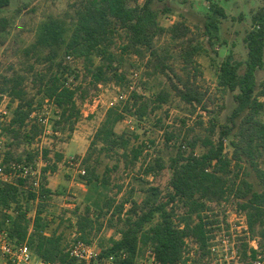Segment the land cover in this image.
<instances>
[{
	"label": "rangeland",
	"instance_id": "rangeland-1",
	"mask_svg": "<svg viewBox=\"0 0 264 264\" xmlns=\"http://www.w3.org/2000/svg\"><path fill=\"white\" fill-rule=\"evenodd\" d=\"M82 1L12 0L0 10V22L4 21L5 26L4 31L0 30V157L8 162H29L38 172L40 183L35 188L34 179L13 180L19 185L18 197L8 207L0 206V230L20 221L27 229L28 243L34 242L35 247L42 237L58 240L63 253L82 236L98 249L112 246L121 239L127 217L136 218L130 213L132 206L141 212L169 200L173 192V159L192 152L201 156L208 152L207 142L216 145L223 131L234 124L239 126L242 118L234 123L231 117L240 91L219 87V69L232 56L233 62L241 64L240 74L244 73L248 58L245 38L254 28V16L264 8V0L156 3L160 29L152 48H142L140 53L124 50L128 39L120 30L106 49L118 77L110 74L111 80L95 84L91 72L108 64L99 56V50L92 55L91 65L73 56L68 60L64 50H59L57 59L51 61L48 50L34 48L41 26L50 20L64 23L70 36ZM129 2L135 6L134 0ZM214 4L224 8L226 17L219 18L218 31L209 33L206 24ZM165 9L169 10L167 14ZM190 47L199 48L193 64L185 61ZM58 62L69 68L64 80L76 90L81 112L73 132L56 126L60 111L42 93L43 84L56 72ZM256 84L255 95L264 105V66L256 75ZM191 85L205 95L202 107L188 105L178 96L176 87ZM14 92L22 95L24 105L33 103L31 114L47 117V124L29 117L26 127L20 133L14 132L17 129L10 127L20 102L12 96ZM160 94L167 96L166 103L159 102ZM120 95L125 99L120 100ZM144 107L145 114L140 119L135 114ZM111 108L125 116L115 132L121 144L127 142V150L122 145L103 147L96 140ZM258 119L264 123V109ZM31 125L39 128L36 136L30 131ZM237 130L223 137L224 156L232 165L230 174L217 173L222 178V194L190 205L178 200L168 206L173 208L174 223L179 229L184 224L195 225L200 218L212 222L209 231L219 226L229 230L232 225L233 229L234 224L239 226L235 219L238 211L244 212L248 221L247 211L240 208L244 201L235 199L232 190L244 179L257 191L263 192L264 187L248 161L241 168L235 165L233 143ZM135 155H139L138 159ZM256 163L264 171V154ZM82 171L86 174L82 175ZM228 220L233 223L229 225ZM81 221L87 225L85 232L79 230ZM161 225L158 213L142 232L151 234ZM248 229L243 239L247 260L257 255L253 246L264 255V225Z\"/></svg>",
	"mask_w": 264,
	"mask_h": 264
},
{
	"label": "trees",
	"instance_id": "trees-1",
	"mask_svg": "<svg viewBox=\"0 0 264 264\" xmlns=\"http://www.w3.org/2000/svg\"><path fill=\"white\" fill-rule=\"evenodd\" d=\"M12 0H0V10L7 8ZM130 0H83L81 8L78 10V18L69 36L67 26L58 20L45 22L38 33L34 48L48 50L49 59L55 61L59 50H64L67 56L75 59H86L93 65L91 59L94 52L99 50V56L108 61L91 72L92 80L95 84L107 82L112 77H118L114 68L112 56L107 55V45L120 30L124 31L128 39L124 50L140 53L142 48L151 49L154 37L160 27L158 23L159 11L155 8L156 3H163L165 0H134L135 6H130ZM169 10H163L167 14ZM226 17V12L221 6L214 4L210 8L206 29L210 33L219 29V18ZM254 28L247 34L245 42L248 48V58L245 63L244 73L240 74V63L233 62L232 56L220 65L219 87L235 92L237 107L231 117L232 122L242 118L238 127L232 125L222 132L219 142L214 145L207 142L208 152L197 156L192 152L188 156L179 155L172 160L171 168L173 176L171 186L173 192L169 200L141 212L131 208V214L136 218L127 217L125 229L121 233V239L115 242L110 251H126L135 256L139 245L154 246V255L160 264H174L181 258L186 238H193L200 246L203 256L208 254L209 231L213 224L211 221L200 218L195 225L184 224L183 229H179L174 223L173 208L168 209L171 203L178 200L186 205L195 203L197 200H208L221 195V177L217 176L220 171H227L230 174L232 161L224 156L223 137L230 136L235 128L236 141L234 146L235 165L241 168L243 162L248 161L256 171L257 177L264 187V171L258 168L256 163L264 154V123L258 119L259 113L264 109L262 102L256 97V75L264 66V8L253 18ZM4 21L0 22V30L4 31ZM199 48H189L185 55L188 64L195 63L194 57ZM55 63V62H52ZM55 73L43 84L42 93L56 108L59 109V120L57 127H65L74 131L78 123L81 112L76 103V90L66 85L64 77L68 73V66L64 62H58ZM53 71V70H52ZM112 75V77L110 76ZM111 77V78H110ZM178 96L188 105L201 106L205 95L195 88L194 85L185 86L184 89L176 87ZM20 102L15 111V116L11 122V127H15L14 132L20 133L26 127L28 118L33 109V103L23 104V97L20 93L12 94ZM134 97H138L136 94ZM160 103L167 102V96L158 95ZM202 107V106H201ZM27 109V110H26ZM143 109V108H142ZM139 109L136 116L143 118L144 109ZM142 110V111H141ZM124 115L117 109L111 108L96 134V140L103 144V147H117L122 145L127 150V142L122 144L118 139L115 127L117 123L124 119ZM39 128L31 125L30 131L37 135ZM195 147V145H192ZM125 153V151H124ZM139 155L134 158L138 159ZM89 158V156H88ZM247 159V160H246ZM7 163L8 160L6 159ZM24 183L20 181V184ZM19 193L18 184H8L0 182V206L8 207L16 201ZM234 198L244 201L240 208L247 211L249 228L251 230L257 224L264 225V191L254 189L247 180H242L240 186L234 191ZM34 198L35 195H32ZM135 205V202H133ZM160 214L162 225L151 230V234H143V228L151 222L156 214ZM86 222L88 221L85 219ZM39 217L36 223L39 226ZM80 232H85L86 223L79 224ZM11 237L17 242L27 240V229L20 221L13 222L8 228ZM88 242L85 237L81 240ZM58 240L40 238L39 243L34 247V242L29 243L35 253L42 259L59 264H76L68 252L63 253L58 245ZM255 254V252H253Z\"/></svg>",
	"mask_w": 264,
	"mask_h": 264
},
{
	"label": "built area",
	"instance_id": "built-area-1",
	"mask_svg": "<svg viewBox=\"0 0 264 264\" xmlns=\"http://www.w3.org/2000/svg\"><path fill=\"white\" fill-rule=\"evenodd\" d=\"M68 60L72 57L68 56ZM138 74L135 73L134 77ZM120 100L125 99V95L119 96ZM35 121L46 125L47 117L33 113L30 115ZM86 172L82 171V175ZM38 172L26 161L5 162L0 157V182L13 184V180L34 179L32 185L38 188L40 183L37 178ZM235 219L239 226H233V221L228 220L231 229L223 226L217 227L209 232V246L207 256H203L199 244L193 238H186L181 258L174 264H264V255L258 254V247L253 246L256 256L246 259V232H248V221L246 214L238 211ZM182 229V228H181ZM245 239V240H243ZM110 248L98 249L91 242L76 240L68 250V254L76 264H160L154 255V246L139 245V249L134 257L126 251L112 252ZM251 254V250H249ZM0 264H59L48 262L40 258L27 241L17 243L12 237L8 228L0 230Z\"/></svg>",
	"mask_w": 264,
	"mask_h": 264
}]
</instances>
